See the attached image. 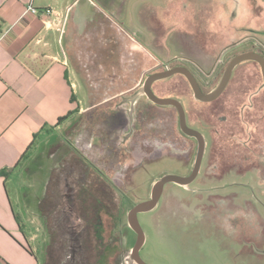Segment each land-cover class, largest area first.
<instances>
[{
    "label": "rangeland",
    "instance_id": "obj_1",
    "mask_svg": "<svg viewBox=\"0 0 264 264\" xmlns=\"http://www.w3.org/2000/svg\"><path fill=\"white\" fill-rule=\"evenodd\" d=\"M86 1L75 7L86 18L74 22L72 13L66 21L62 46L94 96L111 101L109 110L126 118L124 127L110 133L122 161L110 173L117 182L120 210L116 220L102 217V263L133 264L129 253L136 236L127 226V212L149 200L160 177L188 176L196 152L195 140L176 131L177 115L171 110L165 115L175 129L171 141L154 137L132 146L140 128L136 117L144 124L151 104L140 95L142 83L153 73L184 67L194 73L203 93L212 91L233 57L264 55V0ZM250 7L254 12L248 14ZM129 81L138 83L137 88L117 97ZM152 88L157 96L181 103L187 125L200 130L206 146L196 179L186 187L165 185L156 208L138 215L145 235L141 259L146 264H264V87L259 67L253 62L238 65L224 92L209 104L195 101L179 75ZM78 96L85 95L79 90ZM81 115L75 111L60 129L41 138L15 169L18 191L34 206L35 224H29L25 241L40 264H57V258L67 264L65 252L57 257L56 247L48 248L49 233L57 238V226L84 224L70 213L66 198H75L81 173L74 162L80 154L97 160L103 151L97 139L76 141L74 128ZM56 209L70 223L56 219ZM90 242L97 246L93 237ZM85 254L94 264L101 253L88 249Z\"/></svg>",
    "mask_w": 264,
    "mask_h": 264
},
{
    "label": "crops",
    "instance_id": "obj_2",
    "mask_svg": "<svg viewBox=\"0 0 264 264\" xmlns=\"http://www.w3.org/2000/svg\"><path fill=\"white\" fill-rule=\"evenodd\" d=\"M81 1L0 0V264H40L25 241L35 217L27 195L17 189L18 162L68 120L58 124V119L91 108L83 107L88 99L83 80L62 46L69 16L73 13L74 22L87 16L75 10ZM29 5L40 13H26ZM46 9L52 13L43 14ZM131 83L117 97L137 88Z\"/></svg>",
    "mask_w": 264,
    "mask_h": 264
},
{
    "label": "trees",
    "instance_id": "obj_3",
    "mask_svg": "<svg viewBox=\"0 0 264 264\" xmlns=\"http://www.w3.org/2000/svg\"><path fill=\"white\" fill-rule=\"evenodd\" d=\"M262 56L264 57V55ZM106 66L107 68H110L108 63H106ZM76 70L78 73H80L77 68ZM189 71L194 76V73L191 70ZM117 72L116 75L119 73ZM81 78L87 92V103L91 108L81 115L82 119L75 125L74 135L75 132H77L78 135L76 134L75 136L76 141L80 137H83L85 144H89V142L97 139L98 144L102 146L103 152L97 160L89 161L81 154L80 156L78 155L79 160L75 161L74 163L76 164L77 162L78 170H80L81 173L79 178L75 180V198L71 199L68 205L70 213L76 215V219L83 222L84 224L81 226V228L80 226L73 227L71 224H69L70 227H61V225H59V227L57 226V238L59 241H56L57 238L50 236L49 233L50 239L48 248L51 250L53 249V246L56 247L57 252L55 255H57V257H60L61 254L65 252L67 254V264H89V260L85 252L88 251V249L91 251L97 250V253L101 254L97 259H95L94 264H103L102 260L104 254L106 253V246L103 245L101 238L102 217H110L116 220V214L118 213V210H120V201L118 200L119 194L116 185L117 182L111 179L110 173L117 171V167L122 164V161H120L118 158L120 151L116 150L114 143L110 140V133L115 131L116 128L124 127L126 125V118L123 116V112L121 111L112 113L109 110V104L111 101H106V99L94 96L93 89L88 87L87 81L84 79L85 77H83L82 74ZM120 84H122L121 81L117 82V85ZM123 84H126V82ZM169 110L176 113L172 107H159L150 104V109L147 110V115L144 117V124L141 122L142 118H140L138 115L136 117V121L140 128L135 133L132 146L139 145L141 139L144 141L148 138L154 137L159 138L163 142L167 143V141H171L175 129L181 136H183L178 128V122L175 123L174 129L171 118L165 116L166 111L168 112ZM73 113L74 112L69 113L66 117L58 119V124H61L66 119H69ZM195 129L200 131L198 128ZM25 158L26 156L24 154L20 162H18V166ZM248 172L249 171L246 169L240 174H245ZM225 173L226 172H222L221 174L223 175ZM0 175H4V173L2 172ZM112 207H116V213H113L115 209L112 211ZM54 213L56 219H59L62 210L56 209L54 210L53 214ZM42 218L44 219V216H42ZM56 222H59L58 224H60V221L56 220ZM61 222L62 224L70 223L68 217H65V220L61 219ZM89 227L92 229L93 236H90V230H88ZM71 232L76 233L81 239L76 241L69 239L68 233ZM90 237H93L95 240H97V246H92ZM47 255H49L48 252H46V256ZM54 260L57 262V264H60V258Z\"/></svg>",
    "mask_w": 264,
    "mask_h": 264
},
{
    "label": "water",
    "instance_id": "obj_4",
    "mask_svg": "<svg viewBox=\"0 0 264 264\" xmlns=\"http://www.w3.org/2000/svg\"><path fill=\"white\" fill-rule=\"evenodd\" d=\"M245 62H253L257 64L260 70L261 78L264 87V57L258 53L247 52L233 57L225 66L222 76L216 87L207 93H203L198 82L193 74L184 67H174L161 72L153 73L147 76L141 86L140 95H143L151 104L159 107H172L177 114L178 128L180 132L192 138L196 142V152L193 160V165L188 176L179 177L174 175H164L153 183L149 200L135 204L126 214V222L128 228L135 234V242L130 250L129 259L133 264H146L140 257V250L145 243L144 232L138 222V215L153 211L160 199L163 187L167 184H174L179 187H186L190 185L197 177L202 158L205 152V139L203 135L195 129L187 125L186 115L183 106L178 100L171 98H160L153 93L152 86L154 83L171 78L172 76H182L188 83L192 97L195 101L200 103H212L217 100L224 92L228 82L231 78L233 70L240 64Z\"/></svg>",
    "mask_w": 264,
    "mask_h": 264
},
{
    "label": "built area",
    "instance_id": "obj_5",
    "mask_svg": "<svg viewBox=\"0 0 264 264\" xmlns=\"http://www.w3.org/2000/svg\"><path fill=\"white\" fill-rule=\"evenodd\" d=\"M26 13H30V14H32V15H37V14H39L40 12H38L36 9H34L32 6L29 5V6L26 8ZM42 13L45 14V15H50V14L52 13V11H51L50 9H46V10H44Z\"/></svg>",
    "mask_w": 264,
    "mask_h": 264
},
{
    "label": "flooded vegetation",
    "instance_id": "obj_6",
    "mask_svg": "<svg viewBox=\"0 0 264 264\" xmlns=\"http://www.w3.org/2000/svg\"><path fill=\"white\" fill-rule=\"evenodd\" d=\"M204 137V136H203ZM204 139H205V137H204ZM206 146V145H205ZM66 198H68V201H70L71 199H70V195H66ZM70 211V210H69ZM66 218H67V215L65 216ZM82 232V231H81ZM68 238L69 239H71V240H79V239H81L80 238V236H78L76 233H73V232H71V233H68ZM49 239H50V236H49ZM140 254V253H139Z\"/></svg>",
    "mask_w": 264,
    "mask_h": 264
}]
</instances>
